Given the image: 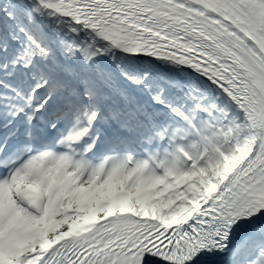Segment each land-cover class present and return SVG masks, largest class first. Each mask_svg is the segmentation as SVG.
<instances>
[{
	"label": "snow or ice",
	"instance_id": "snow-or-ice-1",
	"mask_svg": "<svg viewBox=\"0 0 264 264\" xmlns=\"http://www.w3.org/2000/svg\"><path fill=\"white\" fill-rule=\"evenodd\" d=\"M0 264H264V0H0Z\"/></svg>",
	"mask_w": 264,
	"mask_h": 264
}]
</instances>
